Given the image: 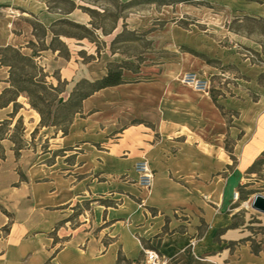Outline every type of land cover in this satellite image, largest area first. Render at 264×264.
Wrapping results in <instances>:
<instances>
[{
    "label": "crops",
    "instance_id": "1",
    "mask_svg": "<svg viewBox=\"0 0 264 264\" xmlns=\"http://www.w3.org/2000/svg\"><path fill=\"white\" fill-rule=\"evenodd\" d=\"M49 1L0 0V48L32 56L29 43L38 44L32 20L48 29L49 46L57 21ZM48 52L58 53L39 51V64L45 66ZM9 77L0 65V94ZM21 99V110L30 107ZM223 105L240 116L215 142L206 139L203 111L161 82L97 92L67 136L49 133L33 109L25 124L20 110L0 139V264H117L120 251L147 264L146 251L153 249L167 264H264V243L256 254L249 224L234 218V195L241 187L249 191L246 177L256 174L251 168L264 154V91L258 101L247 96ZM13 111L12 104L0 109V124ZM21 117L25 146L17 157L12 135ZM144 161L154 172L150 189L139 182ZM87 201L91 208L74 225L61 224ZM233 223L238 227L230 228Z\"/></svg>",
    "mask_w": 264,
    "mask_h": 264
},
{
    "label": "rangeland",
    "instance_id": "2",
    "mask_svg": "<svg viewBox=\"0 0 264 264\" xmlns=\"http://www.w3.org/2000/svg\"><path fill=\"white\" fill-rule=\"evenodd\" d=\"M72 1L76 9L67 15L74 7ZM48 8L57 14V20L66 18L90 30L86 33L69 25L55 29L74 36L62 37L67 47L59 46L62 55L48 52L45 66L40 64L49 84L57 86V79L63 82L59 99H67L80 79L102 78L109 63L128 62L137 71L124 72L128 82H161L177 94H185L203 111L206 139L215 142L240 116L223 105L224 100L242 101L248 96L258 101L264 91V0H50ZM32 24L38 27L40 23L32 20ZM36 34L41 38L36 49H44L40 28ZM50 36L53 38L52 32ZM80 36L88 38L80 40ZM21 97L22 104H29ZM163 97L161 94V101ZM31 109L21 110L25 124L33 121ZM56 110L57 103L51 116L47 115L49 121L54 120ZM60 116H66L65 112ZM27 127L31 130L32 125ZM49 129V133L55 132V128ZM226 137L225 148L231 151L233 141ZM260 160L263 164L257 165L256 174L246 177L249 191H239L236 220L249 224L257 247L264 243V214L252 209L251 201L257 194L264 195V154ZM247 192L254 193L241 200Z\"/></svg>",
    "mask_w": 264,
    "mask_h": 264
},
{
    "label": "trees",
    "instance_id": "3",
    "mask_svg": "<svg viewBox=\"0 0 264 264\" xmlns=\"http://www.w3.org/2000/svg\"><path fill=\"white\" fill-rule=\"evenodd\" d=\"M117 1L120 3V0ZM72 4L74 6L72 10L66 12L65 14L69 15L76 9L75 2L72 1ZM81 9H85V8H81ZM85 11H88L89 13L95 12L94 10H90V9H86ZM64 25H69L77 29H80L82 31H85L86 33H90L89 28H87L86 26L64 18L55 21L49 28V30L53 34V38L49 46L44 44L45 45L44 49L37 50L36 43L33 42L29 43V47L33 49L34 52L32 56L23 54L22 50L17 47L6 46L0 48V65L4 67H8L10 74L9 77L10 87L5 89L0 94V109L6 108L11 104L14 106V111L10 115L11 120H6L5 122L0 124V139L4 137L5 133L7 132V129H9L10 125L12 124V120H14L17 117L21 108H23V106L18 102L21 96H25L28 99L31 108L34 109L36 112H38V114L41 117L42 127L55 128V133L61 132L63 136H67L69 134L71 125L73 124L74 118L78 114L80 115L83 114V103L85 100L89 99L90 97H92L97 92H100L101 90L131 83L125 79L124 72L126 70L137 72L133 70L132 68L133 66L128 62H122V63L111 62L108 64L107 73L102 78L97 80H89L86 78L80 79L75 83L73 88L70 90L67 99H62V98L59 99L60 94L64 92V90H61L63 82H61V79H57L58 80L57 86H54L53 84H49V82L47 81L48 75L44 72L43 68L38 63L37 58L39 57V51H44L49 49L52 50L53 52H59V54L62 55V51L59 48V46L63 45L66 47L65 43L62 41V37L64 36L74 37L65 32L55 30L56 27L64 26ZM38 28H40L42 31V35H43L42 41H44L45 43L48 34V29L41 24H39L38 27H34V33H35V37L38 40V43L41 41V38L36 34ZM102 31L104 32V30ZM104 34L106 35L105 32ZM85 38H88V36H80L78 39L82 40ZM65 57L69 58V54ZM28 68L35 70L36 73H29L27 70ZM64 84L66 86L67 82H64ZM213 101L216 102L217 99L213 98ZM55 103H57V110L54 116L55 118L53 121H49L47 115H49V117L51 116L52 113L51 108L52 106H54ZM46 108L48 109L47 112L45 111ZM61 112H65L66 116H60ZM59 119H63L61 121L64 124L63 126L61 123H59ZM64 119H66L67 121L65 122ZM25 130L26 129L24 126V120L21 117L18 119L14 129V134L12 135V140L15 143V152L17 157L20 155V150L23 149L25 146L23 140V137L25 135ZM36 132L37 130L33 133V135L36 134ZM0 152H2V154L0 153V161H1L5 159L4 150L2 147H0ZM259 164H263V162H261V160H258L251 168V171L257 172L256 167ZM253 193L254 192H247L246 195L244 194L241 200L246 201L248 199V196L252 195ZM95 201H99L102 205H105L106 207L117 206V202L113 200L99 199ZM92 202L93 201H87L82 203L81 205L78 204L74 208V214L68 220L62 222L61 224H64L69 221L74 222L75 219H78L80 215L84 213V210L91 208ZM151 211H155V210L151 209ZM236 217H238V215L234 216V218ZM238 225L239 224L233 223L230 228H236L238 227ZM108 244L109 242L105 241V245ZM151 248L153 249V247ZM253 251L256 254L259 253V249L257 246H255L254 242H253ZM117 264H134V262L128 260L123 254V252L120 251Z\"/></svg>",
    "mask_w": 264,
    "mask_h": 264
},
{
    "label": "built area",
    "instance_id": "4",
    "mask_svg": "<svg viewBox=\"0 0 264 264\" xmlns=\"http://www.w3.org/2000/svg\"><path fill=\"white\" fill-rule=\"evenodd\" d=\"M138 170L140 172L139 182L140 184L146 188L150 189L154 180V172L151 170L147 162H141L138 166ZM235 199H239V193H235ZM146 263L147 264H167L168 261L165 257L161 256L156 251H146Z\"/></svg>",
    "mask_w": 264,
    "mask_h": 264
},
{
    "label": "water",
    "instance_id": "5",
    "mask_svg": "<svg viewBox=\"0 0 264 264\" xmlns=\"http://www.w3.org/2000/svg\"><path fill=\"white\" fill-rule=\"evenodd\" d=\"M251 207L255 211L264 214V195L257 194L251 201Z\"/></svg>",
    "mask_w": 264,
    "mask_h": 264
}]
</instances>
